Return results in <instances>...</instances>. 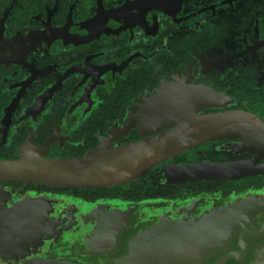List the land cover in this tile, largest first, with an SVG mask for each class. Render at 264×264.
<instances>
[{
	"label": "flooded vegetation",
	"instance_id": "flooded-vegetation-1",
	"mask_svg": "<svg viewBox=\"0 0 264 264\" xmlns=\"http://www.w3.org/2000/svg\"><path fill=\"white\" fill-rule=\"evenodd\" d=\"M131 145L163 161L133 162L121 182L97 181L81 162ZM13 162L31 173H0L14 193L120 203L84 219L63 206L75 219L58 239L43 222L20 245L0 235V264H114L133 246L139 264L263 259L264 0H0V167ZM225 166L244 178L214 179ZM181 167L189 180L165 178ZM38 170L62 177L35 179ZM229 206L212 257L157 258L165 222ZM109 222L114 236L98 238Z\"/></svg>",
	"mask_w": 264,
	"mask_h": 264
},
{
	"label": "water",
	"instance_id": "water-1",
	"mask_svg": "<svg viewBox=\"0 0 264 264\" xmlns=\"http://www.w3.org/2000/svg\"><path fill=\"white\" fill-rule=\"evenodd\" d=\"M158 161H163L162 158L159 160L156 156L152 155L149 157H143L139 145H131V148L122 147L116 151H112L109 147H103L102 150L93 151L85 158L82 164L85 167L87 173H89L90 167L94 171L92 176L96 177L97 181L103 182H121L125 177L131 174L130 164L135 162L137 168L141 170H148ZM141 162L145 163L144 167H141ZM17 164L15 162L8 163L0 167V173H6L7 177L14 178H28L31 173L28 170L19 171L16 169ZM219 172H223L220 169L224 170L223 175L220 174L215 176L214 179H236L244 178V175L239 174H230V167H218ZM215 168H210L208 170L201 169L199 171H194L197 179L206 180L211 177L210 174L207 175L206 172L214 170ZM180 176H172L167 170L164 171L165 178H174L178 181L184 182L190 179L188 174L189 169L186 167L180 168ZM189 175V176H187ZM3 177V176H2ZM36 179H49L59 181L62 177L59 172L47 173L42 170H38L34 173ZM248 200V199H247ZM245 200L244 202H246ZM74 200H68L61 196L50 195L45 193H27L19 194L9 191L7 188L0 186V235L6 237L9 240H13L18 245L23 244L24 242H19L16 240L17 237L22 236L24 239L27 234L32 235L38 230V226L41 222L43 225L46 223V229L48 230L49 235H56L58 239V232L62 231V227L73 226V220L75 215L71 212H68L67 215H64L61 212V208L65 205H69L70 208L76 213V217L81 213L82 219L84 218H94V217H106V214H85L92 213L97 209H101L109 204L120 203V201H114L109 203L107 200H102L98 204H95L93 207L80 203ZM243 202V203H244ZM92 206V205H91ZM90 207V208H88ZM231 207H226L222 210H212L204 215H201L200 218L195 219L194 221H167L163 224L164 228L168 225L171 226L173 230H169V227L165 229V236L161 238V241L165 242L166 253L158 255L160 261L167 260L169 261H179L182 258H195V255H200L203 253V258L209 259L214 255L217 249V243L221 234V226L224 225L222 222L223 217H229L231 212ZM87 208V209H86ZM86 209V210H85ZM78 210V211H77ZM80 211V212H79ZM108 217V216H107ZM131 216H128V219ZM185 219V217H184ZM6 222L5 229L1 225ZM42 225V226H43ZM109 228L110 232L103 228L97 233L98 238L107 239L108 235L111 233L114 236V230H112L113 224L109 222L105 224ZM182 226L187 227V231L184 233ZM41 227V226H40ZM174 227H180L175 229ZM37 228V229H36ZM161 228V227H160ZM160 228H155L150 232V235H156L159 232ZM73 229V227H72ZM74 232H78L74 230ZM97 232V231H96ZM94 233V232H93ZM89 234V233H88ZM91 236V235H89ZM88 236V237H89ZM121 236L120 230L116 233V240L119 242ZM16 237V238H15ZM50 243L54 241L53 237H49ZM95 238V236H94ZM88 239V238H87ZM114 239V238H113ZM138 240V239H137ZM53 245H51L52 247ZM187 249L188 254H184L181 251V248ZM202 257V256H201ZM261 257H264L262 255ZM156 258V259H157ZM13 259V258H11ZM136 246L131 247V254L128 257L123 259H112L114 264H139ZM169 259V260H168ZM156 260L153 262V264ZM23 264V263H21ZM46 264H61L59 260L50 258L46 261ZM252 264H264V258L259 259Z\"/></svg>",
	"mask_w": 264,
	"mask_h": 264
}]
</instances>
